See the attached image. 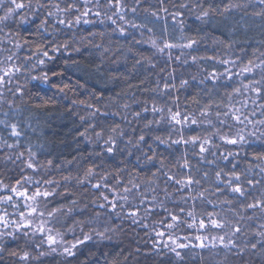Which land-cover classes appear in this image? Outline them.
Instances as JSON below:
<instances>
[{"label":"snow or ice","instance_id":"6c2138e0","mask_svg":"<svg viewBox=\"0 0 264 264\" xmlns=\"http://www.w3.org/2000/svg\"><path fill=\"white\" fill-rule=\"evenodd\" d=\"M144 2L0 0L3 13L0 15V34L3 36L0 45H10L0 47V104L7 103L13 113L18 109L6 97L7 94L13 98L23 96L24 85L19 84V75H24L26 82L47 83V73L34 76L31 72L52 57L47 48L37 46L34 52L30 50V55L21 58L19 52L29 41L25 39L21 43L17 39L19 32L10 24L25 32H30V26L35 24L37 32L47 33L50 21L53 27L63 26L64 29H72L81 23L109 21L115 26L112 31L122 37L130 35L129 29L140 32L143 37L144 30L149 34L154 32L149 23L163 19L165 35H149L145 40H137L132 35L133 43L149 44L154 49L153 55L166 57V67L170 66L169 62H174L181 67L196 66L199 69L177 83L173 68L155 81L154 87L142 89L153 95L143 100L133 97L131 104L120 102L123 93L109 97L94 94L90 100L73 101L74 105H82L88 110L80 116L86 126L79 136L99 148L89 156L100 158V163H89L82 176H73L71 172L61 174L60 179L50 176L53 160L39 158L44 145H23L21 138L25 133L20 123L0 120V125L9 130V138H13L9 143L0 137V151L8 150L3 151L0 160L5 167L17 162L23 165L14 182L6 183L0 178V260L5 252L15 258L17 264H32L52 254L74 258L75 250L91 241L93 236L110 240L109 233H114L115 228L105 226L99 231L90 226L98 224L102 216L114 214L119 218L121 211L117 209L123 210L127 206L129 210L123 214L133 225L148 229L149 224L143 221L156 218L151 225L157 238L153 248L159 250V245L167 249L178 261H183L184 250L195 252L199 249L201 261L206 259L203 253L210 259L221 251L240 256L250 252L259 256L264 264V223L255 230L248 224L257 212L264 218V50H261L264 40L259 42L261 47L253 48L250 53L242 47L237 53L235 46L239 41L233 36L238 29L232 27L228 28L227 34L221 30L219 36L211 37L212 54H208L207 49L201 54L200 45L208 34L202 28L187 33L184 20L187 12L201 25L216 27V16L227 20L234 11H244L254 2L264 6V0H247V3L227 0L222 6H214L207 0H177L171 3L174 10L164 6L166 0H158L160 7L151 11L143 8ZM141 8L147 13V22L137 23ZM129 13H132L131 19ZM160 13L166 16L162 17ZM244 15L249 13L244 11ZM250 15L264 20V7ZM90 16L96 21L89 20ZM168 18L178 26L179 37L165 38ZM99 35L103 37L104 33ZM51 47L53 52H59L67 50L69 44H56L53 40ZM93 47L101 49V57L111 51L100 44ZM175 50H179V54L174 55ZM34 57L36 60L32 63ZM144 62L156 68L152 56L141 54L135 63ZM207 62L218 67L208 71L204 67ZM96 70H100L99 64ZM53 75L57 73L53 72ZM68 87L65 84L59 91L64 92ZM181 93H184L183 100ZM110 105L116 111H109ZM4 116L8 117L9 112H4ZM160 146L167 155L157 150ZM246 149L251 150V155ZM133 156L135 163L128 159ZM109 159L113 163L106 166ZM72 163L73 160L66 161L67 165ZM61 167L55 165L57 171ZM25 170H30L31 174L25 175ZM73 181L79 188L87 190L90 187L97 195L88 203H82L74 198L68 187ZM204 183H209L211 188L204 187ZM60 189H63L62 193ZM58 196H62L61 202H56ZM248 210H252V215H247ZM85 228L89 231L85 232ZM77 230L80 236H76ZM181 232L185 234L180 235ZM69 234L72 240L66 239ZM248 235L253 239H242ZM20 238L24 243L16 248L9 249L4 243Z\"/></svg>","mask_w":264,"mask_h":264},{"label":"trees","instance_id":"16d2710c","mask_svg":"<svg viewBox=\"0 0 264 264\" xmlns=\"http://www.w3.org/2000/svg\"><path fill=\"white\" fill-rule=\"evenodd\" d=\"M174 2H177V0H166L164 6L174 10L171 9V3ZM207 2L212 3L214 6H222L227 0H207ZM233 2L247 3V0H233ZM33 3H35V0H33ZM159 7L158 0H145L143 4V8H149L150 11ZM262 7L264 6L254 2L244 10L249 15H244V11L236 10L227 20L222 16H216L214 18L216 27L201 25L193 15L185 12V31L191 34L198 28H202L208 34V38L201 43L200 52L203 54L204 50L207 49L208 54H212L211 37L213 35L219 36L221 30L227 34L228 28L235 27L238 30L233 39L239 41V44L235 46L236 52L239 53L242 47L250 53L253 48L261 47L259 42L264 40V20L250 15L253 11H260ZM143 8L138 10L137 23L147 22L145 21L147 13L143 11ZM2 14V11H0V15ZM160 15L162 17L166 16L165 13H160ZM29 18L31 19V17ZM128 18H132V13L128 14ZM88 19L96 21L95 17H88ZM150 19L154 20V18ZM36 23L38 24L39 21ZM148 26L153 28L154 32L152 34L144 30V36L141 37L140 32L129 29L130 35L122 37L118 32L114 33L112 31L115 26L109 21H105L104 24L98 22L81 23L72 29H64L63 26L53 27L50 21L47 26V33L37 32L35 24L30 26V32H25L23 29H18L15 24H10L14 31L19 32L17 39L21 43L25 39L29 41V44L25 45L19 52L21 58L30 55V50L34 52L37 46H40L47 48L52 59L46 60L44 65H37L31 72V75L34 76H42L47 73L49 77L47 83H42L39 80L26 82L25 76L19 75V84L24 85L23 96L13 98L11 94H7L6 97L8 100L13 101L14 108L18 111L13 113L9 110L7 103L0 104V120L20 123L21 129L25 133L24 137L21 138L23 145L29 143L32 146L44 145L39 158L41 160H53L54 167L49 173L50 176L60 179L61 174L66 175L69 172L73 176H82L89 163L93 161L97 164L100 163V158L95 157V155L89 156V153H93L94 150L99 151V148L94 144L87 143L83 137L79 136V132L83 131L86 126L81 122L80 116L85 115L88 110L82 105H74L73 101L90 100L94 94L99 95L102 93L104 97H109L114 96L116 93H123V99L120 102L131 104L133 97L143 100L153 95L150 92H143L142 89L154 87L155 81L166 76L167 72L173 68H175L177 83L180 78H189L190 74H196L199 71L196 66L181 67L174 62H169L170 66L166 67V57L159 54L153 55L154 49L149 44L133 43L132 35H135L137 40H145L149 35L154 37L165 35L163 33L165 27L163 19L149 23ZM56 28L61 30L57 31ZM167 29L168 32L165 38L174 39L179 37L178 26L173 24L171 18L167 19ZM5 31L7 32L8 29H5ZM100 32L104 33L103 37L99 35ZM48 33H51V35L49 36ZM91 33H97V35L93 36ZM0 38H3L2 34H0ZM53 40L56 44L68 43V49L53 52L51 47ZM95 44L108 47L111 51L101 57V49L94 48L93 45ZM2 46L10 47V45H0V47ZM75 48H79L80 51H74ZM129 48L132 49L131 52L128 51ZM261 50H264V47ZM141 54L152 56L156 68H151L146 62L136 64L135 62L141 58ZM176 54H179V50H175L174 55ZM35 60L34 57L32 63H35ZM97 64L100 65L99 71L96 70ZM204 67L211 71L213 67L218 66L207 62ZM161 68H164L165 71L161 72ZM53 72L57 75L54 76ZM112 77H116V79H112ZM141 81H144V83L141 84ZM65 84L69 87L64 92L59 91ZM129 85L132 87H129ZM138 85L139 87H137ZM196 90L199 91V89ZM221 92H223V89H221ZM183 98L184 93H181V99L183 100ZM135 107L136 105H133V108ZM192 107L195 108V105ZM108 110L116 111V108L110 105ZM4 112H9V116L5 117ZM115 119L119 121V117ZM129 119H131V116ZM8 131L3 125H0V137L12 143L13 138H9ZM157 150L167 155L163 146H160ZM3 151L8 150L4 149ZM3 151H0V156L3 155ZM246 151L251 155L250 149H246ZM128 159L131 163H135L134 156ZM68 160H73V163L67 165L66 161ZM112 163L113 161L109 159L106 166ZM55 165H61L62 167L57 171ZM22 167L23 165L20 162L5 167L3 161L0 160V178L4 179L6 183L14 182L16 178H19ZM146 171L147 169H145ZM152 171H155V169L153 168ZM24 174L30 175L31 171L25 170ZM203 186L211 188L209 183H204ZM68 187L74 194V198L80 199L82 203H88L97 195L90 187L85 190L75 186L74 181ZM59 191L62 193L63 189ZM210 198L216 199L215 197ZM220 199H223V196ZM61 201L62 196H58L56 202ZM169 207L171 208L172 205L169 204ZM128 210L127 206L123 210L117 209V211H121L119 218L114 214L111 217L102 216L98 224L90 226L96 227L99 231H103L105 226L115 228L114 233H109L112 237L110 240H101L93 236L91 241L75 250L76 257L74 258L52 254L41 257L38 261H33L32 264H82V262H86V264H112L113 261H115V264H262L260 257L250 252H245L243 256H240L234 254V252L221 251L218 256L210 259L207 253H203L206 259L201 261L200 255L202 253L199 249L195 252L184 250L182 253L184 255L183 261H178L175 255L167 249L161 248L159 245L157 246L159 250L153 248V243L157 238L154 232L151 231V225L156 218L144 220L143 223L149 224V228L145 229L139 224L133 225L131 220L124 216L123 213ZM219 210L218 208L217 211ZM9 211H12V209L9 208ZM247 215H252V210H248ZM261 223H264V218L261 217L259 212L256 213V217L252 221L248 222L251 225V230L257 229V226ZM87 231H89V228H85V232ZM179 234L184 235L185 233L181 232ZM76 236H80L79 230H77ZM66 239L72 240L73 237L69 234ZM242 239H253V237L248 235L242 237ZM4 243L7 244L9 249H12L16 248L17 245L22 246L24 239L6 240ZM41 250L46 251L47 249L42 248ZM0 264H17V262L15 258L8 256L5 252Z\"/></svg>","mask_w":264,"mask_h":264},{"label":"rangeland","instance_id":"374dc122","mask_svg":"<svg viewBox=\"0 0 264 264\" xmlns=\"http://www.w3.org/2000/svg\"><path fill=\"white\" fill-rule=\"evenodd\" d=\"M90 17H92V16H90ZM90 17H89V18H90Z\"/></svg>","mask_w":264,"mask_h":264}]
</instances>
